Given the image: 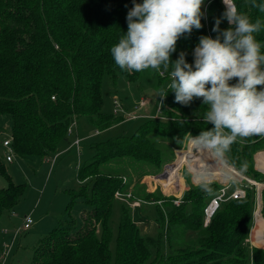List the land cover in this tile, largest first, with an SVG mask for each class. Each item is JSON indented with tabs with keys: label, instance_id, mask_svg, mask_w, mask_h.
<instances>
[{
	"label": "trees",
	"instance_id": "obj_1",
	"mask_svg": "<svg viewBox=\"0 0 264 264\" xmlns=\"http://www.w3.org/2000/svg\"><path fill=\"white\" fill-rule=\"evenodd\" d=\"M233 2L252 22H261V31L254 35L264 43V12L253 7L264 0ZM132 6V0H0V114L10 116L15 154L44 157L56 152L67 140L72 120L80 116L98 131L122 120L103 111L101 87L104 76L114 91L119 74L131 81L140 76L120 69L110 51L127 32ZM201 10L203 27L177 41L172 61L185 52L193 63L199 38L216 37L212 28L226 10L223 0H204ZM228 27L221 19L220 28ZM163 95L158 117L146 118L130 135L90 143L94 155L77 168V187L67 189V209L77 197L87 205L80 229L73 232L62 223L52 228L36 243L29 264H264V247L248 242L257 200L256 187L248 181L229 182L207 223L205 207L224 186L216 180L194 184L186 178L180 196L158 189L133 194L141 197L145 219L155 223L151 234L139 231L131 206L114 196L125 186L122 177L138 163H150L153 173L160 172L191 136L213 127L203 121L207 106L202 99L178 104L169 86ZM261 147L264 136L238 138L224 154L227 166L264 182V173L253 162ZM238 184L244 195L229 196ZM23 191L24 183L11 180L0 187V215L14 207ZM261 199L264 215V189Z\"/></svg>",
	"mask_w": 264,
	"mask_h": 264
},
{
	"label": "clouds",
	"instance_id": "obj_2",
	"mask_svg": "<svg viewBox=\"0 0 264 264\" xmlns=\"http://www.w3.org/2000/svg\"><path fill=\"white\" fill-rule=\"evenodd\" d=\"M223 3L226 10L212 28L217 35L199 38L193 63L185 52L175 61L171 56L182 36L203 27L204 0H132L127 32L110 50L116 65L128 72L171 67L169 89L175 102L188 106L202 99L207 106L203 121L213 125L191 136V143L216 157H223L238 138L264 136V54L254 35L262 25L238 12L233 0ZM253 7L264 12V4ZM221 19L227 20V29L220 28Z\"/></svg>",
	"mask_w": 264,
	"mask_h": 264
},
{
	"label": "rangeland",
	"instance_id": "obj_3",
	"mask_svg": "<svg viewBox=\"0 0 264 264\" xmlns=\"http://www.w3.org/2000/svg\"><path fill=\"white\" fill-rule=\"evenodd\" d=\"M260 44L261 49H264V43ZM171 57H174L173 53ZM170 71L171 67L168 71H164L162 68L160 71L149 68L141 71L139 78L133 81L119 74L115 91L110 88L107 76H104L101 87L102 109L113 114L112 98L116 97L123 105L124 111L113 115L121 117L122 120L109 128L97 131L85 116L78 117L79 134L81 136L86 133L92 134L81 141L78 149L73 146L53 161H51V158H46L48 155L44 157L19 156L15 152L12 153V160L7 161L5 155L8 149L2 142L5 139H11V120L8 114H0V187L6 186L9 180L15 183H24L22 197L11 210L2 211L0 215L1 245L11 241L15 229L22 223L23 215L30 213L33 221L28 229L21 230L16 235L1 264H29L36 243L60 223L69 226V230L73 232L80 229L82 225L81 213L87 205H85L84 198L77 197L76 202H73L70 208L67 209L71 199L67 189L77 187V168L93 157L94 148L90 147V143L107 140L117 135H130L146 118L156 115L157 108L161 105V96H163L165 89L171 82ZM141 99L147 102L145 106H140ZM130 113L136 116L131 117ZM73 135L72 133L71 138ZM62 146L65 148V145ZM259 150H264V147L256 151ZM174 153L173 160L165 164L160 172L153 173V168L149 171L147 168L139 169L137 166L134 167L133 171L128 170V173L124 175L127 178L123 182L125 186L120 191H130L132 195H139L141 190L150 188V190L158 189L162 194L180 196L186 186L184 185L186 178H189L194 184L201 181L207 182L204 180L210 181L209 179H211L223 185L233 180L241 183L243 179V181L254 184L255 187L257 185L255 188L257 190L256 198L258 192L261 195L264 182L251 179L237 169L238 172L230 169L227 166L228 163L221 157L195 149L191 143V138L188 140L186 148L176 149ZM169 160L168 157L164 159V161ZM187 162H190L193 173L189 170ZM221 173L227 175V177H223ZM128 175L132 178H128ZM228 177L230 178L228 179ZM222 180L227 181L222 182ZM158 185L159 187H156ZM240 186L238 184L236 187ZM134 197L141 199L139 196ZM131 200L130 198L129 201ZM261 200L259 202L258 199L256 200L257 206L259 205L257 208H260V210ZM135 209L132 217L139 231L141 233H153L155 223L152 220L145 219L142 212L139 214L137 208ZM12 211H16L19 215L11 217L10 213ZM116 218L117 213H114V225ZM258 221L262 223L260 224ZM255 227L259 232L257 234L255 233ZM251 229L249 236L251 243L261 245L256 242L255 238L264 239V216L257 217L253 215Z\"/></svg>",
	"mask_w": 264,
	"mask_h": 264
},
{
	"label": "built area",
	"instance_id": "obj_4",
	"mask_svg": "<svg viewBox=\"0 0 264 264\" xmlns=\"http://www.w3.org/2000/svg\"><path fill=\"white\" fill-rule=\"evenodd\" d=\"M53 98V96H52ZM112 103H113V113L117 114V113H121L124 111V108L122 107L121 102L116 98L113 97L112 98ZM145 104V100L141 99L140 101V106H143ZM160 113V106H158L157 108V112L156 115L154 117H158ZM136 115H132L131 117H135ZM73 126H75V119L72 120V122L70 123V125L67 128V132L70 133L73 130ZM3 145L7 147V153L5 155V159L7 161H11L12 160V153L14 152L13 147L11 145V139H5L3 140ZM79 144H80V138L76 137L73 141H72V146H76V148H79ZM57 154L54 153V155L48 156L46 158H51V161H53L56 158ZM123 182H125L127 180V178L125 176L122 177ZM228 184H224L223 187H221L219 189V192L213 196L209 203L207 204V206L205 207V219L204 222L207 223L210 216L212 215V213L214 212V210L218 207L219 202L221 200L224 199V195L226 193V190L228 188ZM244 195V189L240 188V187H236L233 189V191L230 193L229 196L233 197V198H237V197H241ZM114 196L119 199V200H123L125 202H127L131 208H134L138 205H140V203L142 202V200L138 197H134L130 191H120V190H116L114 192ZM132 199L131 201H129V199ZM179 202L178 199H174V203L177 204ZM11 215L16 216L17 213H15L14 211L11 212ZM32 218H31V214H25L22 216V223L19 227H17L12 235L11 241L9 243H3L1 246L2 250H1V254H0V264L3 262L4 257L6 256V254L9 252L10 248H11V244L12 242L15 240V237L18 233L21 232V230H25L28 229L31 224H32ZM6 231V230H5ZM4 231V232H5Z\"/></svg>",
	"mask_w": 264,
	"mask_h": 264
},
{
	"label": "crops",
	"instance_id": "obj_5",
	"mask_svg": "<svg viewBox=\"0 0 264 264\" xmlns=\"http://www.w3.org/2000/svg\"><path fill=\"white\" fill-rule=\"evenodd\" d=\"M146 103L147 102H145V104L143 105V106H145L146 105ZM160 106V105H159ZM122 107H123V105H122ZM124 108V107H123ZM129 113V112H128ZM130 114H133V113H130ZM155 116V115H154ZM75 119V118H74ZM78 120L77 119H75V126H73V129H74V132H73V130H72V132H70V133H68V136H67V140L66 141H64V142H61L59 145H58V147H57V150H56V152H54V153H56L57 154V156H56V158H58L60 155H62L66 150H68V149H70L71 147H73L71 144H72V141L76 138V137H78V138H80V143H81V141L83 140V139H85V138H88L92 133H86V134H84L83 136H81L80 134H79V130H78V122H77ZM98 131V130H97ZM74 134L73 135V137L71 138V134ZM62 145H65V148H63V146ZM80 145V144H79ZM62 146V147H61ZM63 150V151H62ZM54 153H52V154H49L48 156H51V155H54ZM253 162H254V168L256 169V170H258V171H260V172H262V173H264V150H259V151H256L255 153H254V155H253ZM137 168H139V169H145V168H147L149 171L152 169V165L150 164V163H146V162H141V163H138V165H137ZM132 178V177H131ZM134 179H135V176H134ZM145 182V181H144ZM79 184V183H78ZM227 184V183H226ZM131 185V184H130ZM262 185H264V184H262ZM156 187H159V185L158 186H156ZM256 187H257V185H256ZM147 190L149 189L150 190V188H146ZM262 189H264V188H262ZM179 196V195H178ZM260 199H261V197H260ZM261 203H262V200H261ZM257 202H256V206H255V209H254V213H253V215H256L257 217H258V215L260 214L261 216H264V215H262V213H261V210H260V213H259V209H257ZM135 208H137V211L139 212V214L141 213V210H140V206L138 205V206H136V207H134V209H133V211L135 212ZM261 208H262V205H261ZM256 210V211H255ZM133 211H132V214H133ZM15 213H17L16 211H14ZM17 215H19L18 213H17ZM16 215V216H17ZM10 216L12 217V216H14V215H11V213H10ZM251 231H252V229H250V233H251ZM250 233H249V236H250ZM248 242L250 243V245H252V246H258V247H264V245H256V244H253V243H251V240H250V237L248 238Z\"/></svg>",
	"mask_w": 264,
	"mask_h": 264
},
{
	"label": "bare ground",
	"instance_id": "obj_6",
	"mask_svg": "<svg viewBox=\"0 0 264 264\" xmlns=\"http://www.w3.org/2000/svg\"><path fill=\"white\" fill-rule=\"evenodd\" d=\"M229 165H230V164H229ZM230 166H232V165H230ZM232 167H233V166H232ZM188 168H189V167H188ZM233 168H234V167H233ZM234 169H235V168H234ZM189 170L191 171L190 168H189ZM236 171H237V170H236ZM191 172H192V171H191ZM237 172H238V171H237ZM192 173H193V172H192ZM238 175H239V174H238ZM230 177H234V176H230ZM230 177H228V179H229ZM212 179H214V178H212ZM228 179H227V180H228ZM209 180H211V179H209ZM227 180H222V182H225V181H227ZM193 181H194V180H193ZM204 181H208V180H204ZM219 181H221V180H219ZM201 182H202V181H201ZM259 200H260V197H258V202H259ZM258 206H259V205H258ZM257 209H259V213H260V208H257ZM260 216H261V215L259 214L258 217H260ZM258 222H259L260 224L262 223L261 221H258ZM254 229H255V233H256V234L259 233V232L257 231V227H255ZM256 238H257V237H256ZM256 238H255V240H256L257 243H259V244H261V245H264V239H258V238H257V239H258V240H257ZM256 242H254V243H256Z\"/></svg>",
	"mask_w": 264,
	"mask_h": 264
},
{
	"label": "water",
	"instance_id": "obj_7",
	"mask_svg": "<svg viewBox=\"0 0 264 264\" xmlns=\"http://www.w3.org/2000/svg\"><path fill=\"white\" fill-rule=\"evenodd\" d=\"M221 158L227 163V158L224 155ZM184 185H187V182L186 181L184 182ZM258 193L259 194L257 195V199H258V197H261L260 192H258Z\"/></svg>",
	"mask_w": 264,
	"mask_h": 264
}]
</instances>
